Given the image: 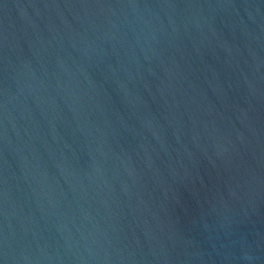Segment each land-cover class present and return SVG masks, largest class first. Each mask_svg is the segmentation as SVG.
<instances>
[{
	"label": "water",
	"instance_id": "95a60500",
	"mask_svg": "<svg viewBox=\"0 0 264 264\" xmlns=\"http://www.w3.org/2000/svg\"><path fill=\"white\" fill-rule=\"evenodd\" d=\"M0 264H264V0H0Z\"/></svg>",
	"mask_w": 264,
	"mask_h": 264
}]
</instances>
